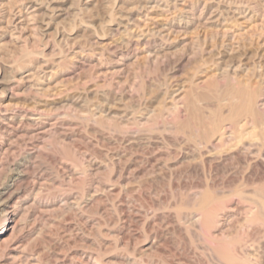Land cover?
Returning a JSON list of instances; mask_svg holds the SVG:
<instances>
[{
	"label": "rangeland",
	"instance_id": "1",
	"mask_svg": "<svg viewBox=\"0 0 264 264\" xmlns=\"http://www.w3.org/2000/svg\"><path fill=\"white\" fill-rule=\"evenodd\" d=\"M0 264H264V0H0Z\"/></svg>",
	"mask_w": 264,
	"mask_h": 264
}]
</instances>
